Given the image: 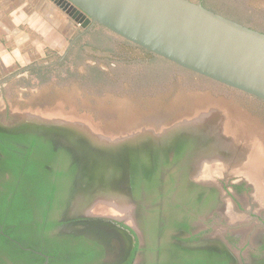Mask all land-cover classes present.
<instances>
[{"label":"flooded vegetation","instance_id":"flooded-vegetation-1","mask_svg":"<svg viewBox=\"0 0 264 264\" xmlns=\"http://www.w3.org/2000/svg\"><path fill=\"white\" fill-rule=\"evenodd\" d=\"M22 118L40 117L0 116V264H264V207L241 204L264 205L260 138L204 121L132 133L98 161Z\"/></svg>","mask_w":264,"mask_h":264},{"label":"rangeland","instance_id":"rangeland-1","mask_svg":"<svg viewBox=\"0 0 264 264\" xmlns=\"http://www.w3.org/2000/svg\"><path fill=\"white\" fill-rule=\"evenodd\" d=\"M201 3L264 32V0ZM29 41L18 50L28 53L26 63L0 68V116H37L22 119L73 126L108 144L132 133L198 127L204 121L244 142L256 136L264 143L256 120L264 124L263 100L146 52L100 25L59 51L34 35ZM241 204L256 212L264 207L245 198Z\"/></svg>","mask_w":264,"mask_h":264},{"label":"water","instance_id":"water-1","mask_svg":"<svg viewBox=\"0 0 264 264\" xmlns=\"http://www.w3.org/2000/svg\"><path fill=\"white\" fill-rule=\"evenodd\" d=\"M53 1L81 28L77 37L98 24L146 52L264 101V32L208 9L201 0ZM36 122H25L24 128L55 139L74 137L73 143L98 161L118 149L83 129Z\"/></svg>","mask_w":264,"mask_h":264},{"label":"crops","instance_id":"crops-1","mask_svg":"<svg viewBox=\"0 0 264 264\" xmlns=\"http://www.w3.org/2000/svg\"><path fill=\"white\" fill-rule=\"evenodd\" d=\"M80 29L53 0H0V68L11 61L26 63L28 53L18 50L33 35L59 51L69 48Z\"/></svg>","mask_w":264,"mask_h":264},{"label":"trees","instance_id":"trees-1","mask_svg":"<svg viewBox=\"0 0 264 264\" xmlns=\"http://www.w3.org/2000/svg\"><path fill=\"white\" fill-rule=\"evenodd\" d=\"M98 25V24H97ZM102 27V26H101ZM104 28V27H103ZM107 30V29H106ZM109 31V30H108ZM110 32V31H109ZM112 33V32H111ZM114 34V33H113ZM115 36H117L116 34H114ZM117 37H119V36H117ZM121 38V37H120ZM153 54V53H152ZM153 55H155V54H153ZM157 56V55H156ZM160 57V56H159ZM200 75V74H199ZM205 77V76H204ZM34 190L36 191V193H35V195L36 196H40V197H46V199H49L50 198V196H51V192H44L43 190H41V189H39L37 186H36V188H34ZM46 195V196H45ZM6 221H8V219L6 220ZM18 221V219H15L14 220V222H16V224H17V226H20L22 223H23V220H22V222H17ZM11 223H12V221H11ZM11 223H8V222H2V225H3V227L5 228V229H10L11 228V226L13 225V224H11ZM57 253V252H56ZM55 253V254H56Z\"/></svg>","mask_w":264,"mask_h":264}]
</instances>
